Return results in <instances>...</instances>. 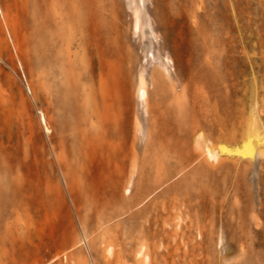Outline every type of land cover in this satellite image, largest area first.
<instances>
[{
	"label": "rangeland",
	"instance_id": "1",
	"mask_svg": "<svg viewBox=\"0 0 264 264\" xmlns=\"http://www.w3.org/2000/svg\"><path fill=\"white\" fill-rule=\"evenodd\" d=\"M94 1L131 58L129 101L98 96L108 138L81 22L66 81V48L38 36L51 1L0 0V264H264V145L207 154L264 135V0Z\"/></svg>",
	"mask_w": 264,
	"mask_h": 264
},
{
	"label": "bare ground",
	"instance_id": "2",
	"mask_svg": "<svg viewBox=\"0 0 264 264\" xmlns=\"http://www.w3.org/2000/svg\"><path fill=\"white\" fill-rule=\"evenodd\" d=\"M50 1L52 6V11H51L52 16H49L47 13L45 14V17L42 18V21L40 22V29L38 36L40 39L43 38V40L49 39L53 41L56 44V46H59L62 49L66 48L65 51L67 52V55H64V53L62 54L60 53L59 57L61 58H58V60L61 63L60 67L63 69L62 70L64 73L63 75L64 76L69 74L72 75L73 72H71L72 74L70 72L67 73L68 72L67 70L69 69L73 70V68H75V64L73 63L72 60V54H70V49L71 46L73 45L76 36L75 31H76V27L78 26V24L76 23L78 21L81 22V25H79L81 27L80 39L82 42V53L84 60L83 63H85V66L83 65L85 69L84 68L83 69L85 71L84 73L85 80L87 81V84L84 88V94H85L84 104H86L85 106L87 107L86 117L90 120L89 123L90 122L92 124L96 123L98 127H101V129L99 128L100 130H102V128L105 126L104 127L105 132L102 131L103 132L102 134L105 133L107 138L108 136L111 137L115 135L112 133V130L114 128L113 126H115L116 123L114 122V119H112L114 116V113L111 110L113 104L107 105L105 103L102 107H100L98 102V96H100L104 101L107 97L112 98L114 96L116 100H118L120 96H123L126 97L125 99L126 101L127 100L129 101L128 95L127 94L125 95L123 93L125 91V88L124 89L122 88V84H120V81L121 78L124 77L129 78V75L131 74V69L124 68L125 64L128 63L130 64L131 58L129 54H125L122 45L115 44V42H113L114 40L113 37H111V39L113 38L112 40L108 38L106 40L105 47L103 46L102 41L105 38L106 35L105 32L107 31L108 33V30L105 31L106 28L104 29L103 26L104 24L102 23L101 20L102 18L100 17L101 12L99 13L98 10L99 8L97 9L94 0L80 1L83 2V8H82L83 11L81 12L80 10L81 13L78 14L79 17L76 15L77 12H79V8H80L77 5L79 3V0L78 3H76L77 1L75 0H50ZM157 2L165 3L166 0H157ZM79 26L77 28H79ZM112 34L113 33H111V35ZM117 35L119 34L117 33ZM115 40L117 43L116 37ZM94 58L99 59V61H97L98 79L97 82L94 85H92L90 84L89 80L91 79L90 77H92L91 73L93 72L92 66H93ZM169 62L171 61L169 60ZM66 77L67 76H65V79L63 80H66ZM160 77H162V74H159L158 77L159 79L155 78L151 80V85L155 90L159 89L161 85H163V81H162L163 79L160 80ZM147 95H148V89L146 82L143 79H141L138 88V99L140 100L142 99L143 101H145L147 99ZM101 121H104L105 125L103 124V126H99V123ZM114 130H116V128ZM106 136L103 137L105 138ZM263 145H264V135H261L258 131L253 130L247 134L244 142L241 145L239 144V146L229 147L225 144H221L218 146L217 149L208 148L207 154L210 158L213 159H216L220 155L223 156L226 155L228 157H238L243 160H253L256 157L258 148ZM139 264L142 263L140 262Z\"/></svg>",
	"mask_w": 264,
	"mask_h": 264
}]
</instances>
